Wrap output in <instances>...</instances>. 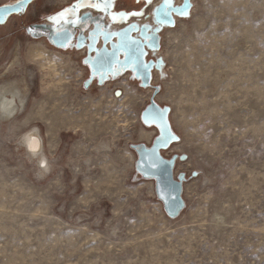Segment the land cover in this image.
<instances>
[{
    "label": "rangeland",
    "instance_id": "374dc122",
    "mask_svg": "<svg viewBox=\"0 0 264 264\" xmlns=\"http://www.w3.org/2000/svg\"><path fill=\"white\" fill-rule=\"evenodd\" d=\"M70 1L0 23V87L25 101L8 120L0 108V264H264V0H191L162 27L147 86L129 72L101 82L86 47L54 44L47 17ZM142 10L136 23L154 25ZM85 11L72 45L100 16ZM151 102L180 137L159 150L182 188L173 216L136 166L160 135L141 119ZM31 130L44 168L22 145Z\"/></svg>",
    "mask_w": 264,
    "mask_h": 264
},
{
    "label": "snow or ice",
    "instance_id": "6c2138e0",
    "mask_svg": "<svg viewBox=\"0 0 264 264\" xmlns=\"http://www.w3.org/2000/svg\"><path fill=\"white\" fill-rule=\"evenodd\" d=\"M32 0H16L14 5H6L0 9V23L4 22V16L11 11L22 12L25 5L30 4ZM144 6L153 4V0H139ZM116 0H75L74 3L55 15L47 17L51 21L49 35L59 43L61 48L73 46L75 48L85 47V38L81 36L77 39L75 45H72V37L75 30L80 32L86 29L92 21L93 17L88 11L81 12V9L96 10L100 16L96 20L94 28L87 34V48L95 55H90L84 63L89 69L103 82L115 79L126 70H131L132 78L151 79L153 65L145 59L151 52H155L159 46V33L163 26H175L173 15L181 18L190 16L192 7L191 0H185L182 6L176 7L172 0H163L162 4L155 8L152 12L154 25L148 23H134L129 18L143 19L145 13L143 11H112ZM105 16L107 19H105ZM100 21H104L101 23ZM113 23H126V27H122L119 31H112ZM107 25V26H106ZM26 31L32 35L36 34V30L26 26ZM137 35H132V33ZM99 37H103L105 44H108L113 37L116 42L112 44L111 49H97L95 42ZM123 54V59H121ZM163 67V62H161ZM115 95L120 96V92ZM168 110L163 107L153 105L150 110L145 111L141 119L161 129V134L157 137L154 146L144 154V160L147 162L145 170H159L166 162L160 157L159 150L167 148L173 142L179 141L180 137L171 130L166 113ZM150 174V173H149ZM193 175L197 173L193 172ZM166 188L171 194L174 192V185L169 179ZM171 199L175 201V197Z\"/></svg>",
    "mask_w": 264,
    "mask_h": 264
},
{
    "label": "water",
    "instance_id": "95a60500",
    "mask_svg": "<svg viewBox=\"0 0 264 264\" xmlns=\"http://www.w3.org/2000/svg\"><path fill=\"white\" fill-rule=\"evenodd\" d=\"M151 107H149L145 111L150 110ZM145 111L142 113V115L145 113ZM143 123L145 125H152V124H147L144 121H143ZM146 152L147 151H140L139 152V157H138V161L136 164L137 169L143 175L149 176V177L155 179V181H156V193H157L158 197L162 200L167 213L171 216L176 215L182 206L181 200H180V195H181V190H182L181 185H180V183H178L174 179L172 168H171L170 164L168 162H166L164 159L163 160L166 163L164 165H162L159 170L148 169L146 172L145 165L147 162L144 160V154ZM169 179L171 180V183L174 185V188H175L174 192H172L171 194L168 192V190L165 186ZM172 196L175 197V201H173L171 199Z\"/></svg>",
    "mask_w": 264,
    "mask_h": 264
},
{
    "label": "bare ground",
    "instance_id": "6f19581e",
    "mask_svg": "<svg viewBox=\"0 0 264 264\" xmlns=\"http://www.w3.org/2000/svg\"><path fill=\"white\" fill-rule=\"evenodd\" d=\"M14 89L15 88L12 86L0 87V108L1 116L4 120L14 118L15 115L21 112L22 106L23 104H25V101L23 99H18V96L14 93ZM21 139L22 145H24V148L28 152V154H30L31 157L35 158L39 162L41 167L44 168L46 166V161L42 151L43 142L38 134V131H28L23 135Z\"/></svg>",
    "mask_w": 264,
    "mask_h": 264
},
{
    "label": "flooded vegetation",
    "instance_id": "af4514ba",
    "mask_svg": "<svg viewBox=\"0 0 264 264\" xmlns=\"http://www.w3.org/2000/svg\"><path fill=\"white\" fill-rule=\"evenodd\" d=\"M131 1H133L134 3H133V7H131V8H125V7H121L120 5H117L116 7H114V5H113V8H112V11H143L142 9H144V10H146V12H148V15L146 16V19L148 18V21L149 20H151V21H153L154 19H153V16H152V12H153V10L155 9V8H157V7H159L161 4H162V2H163V0H153V4L152 5H150V6H144L142 3H140L139 2V0H131ZM75 2V0H71L69 3H67V4H65L66 5V7L67 6H69L70 4H72V3H74ZM137 5V6H136ZM182 6V5H181ZM59 11H60V9H59ZM95 14H98V15H100L96 10H92ZM57 13V12H56ZM9 14V13H8ZM8 14H6L5 16H4V18L8 15ZM173 17H174V15H173ZM172 17V18H173ZM96 19L98 20L99 19V17L97 16L96 17ZM105 19H107V17L105 16ZM130 20H132V22H134V23H136L137 21H136V18L135 19H133V18H129ZM103 23H104V21H103ZM107 26V25H106ZM127 25L125 24V23H113V25H112V27H111V30L112 31H119L122 27H126ZM93 30V29H92ZM132 35H134L135 36V32L134 33H132ZM159 35V34H158ZM159 38H160V36H159ZM72 39H73V37H72ZM52 40H53V42H54V44L55 45H57V46H59V43L56 41V40H54L53 38H52ZM116 42V38L115 37H113L112 38V40L108 43V44H105V42H104V40H103V37H99L97 40H96V42H95V47L97 48V49H103V48H108L109 50L111 49V47H112V44H114ZM87 43H88V40H87V42H85V50H84V53H83V57H86V56H90V55H95L96 53L95 52H90L89 50H88V48H87ZM150 55V54H149ZM149 55L147 56V57H145V59L147 60V61H149L153 66H154V63L151 61V59L149 58ZM121 59H123V54H121ZM152 71H153V67H152ZM125 72H129V75L130 76H132V72H131V70L129 69V70H126ZM125 72H123L122 74H124ZM151 78H152V76H151ZM135 80H137L139 83H140V85H142V86H147L148 84H150V82H151V79L149 80V79H147V78H145L144 79V81H143V83L141 82V78H139V77H137ZM116 92H120V90H117ZM115 92V93H116ZM153 105H156V106H158L156 103H154V102H151L150 104H149V106L146 108V109H148L149 107H151V106H153ZM159 107V106H158ZM145 109V110H146ZM144 110V111H145ZM143 111V112H144ZM157 127V126H156ZM157 129H158V131H159V134H161V129L159 128V127H157ZM156 143V142H155ZM149 149H151V148H149ZM149 149H146L145 151H148Z\"/></svg>",
    "mask_w": 264,
    "mask_h": 264
}]
</instances>
